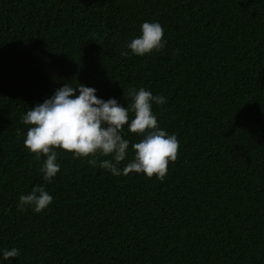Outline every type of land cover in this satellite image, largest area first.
Returning a JSON list of instances; mask_svg holds the SVG:
<instances>
[{
    "label": "trees",
    "instance_id": "16d2710c",
    "mask_svg": "<svg viewBox=\"0 0 264 264\" xmlns=\"http://www.w3.org/2000/svg\"><path fill=\"white\" fill-rule=\"evenodd\" d=\"M144 21L165 47L122 56ZM69 81L122 106L130 87L167 98L152 106L179 141L163 179L56 149L43 180L21 118ZM124 135L121 168L142 138ZM34 185L51 204L18 210ZM0 264H264V0H0Z\"/></svg>",
    "mask_w": 264,
    "mask_h": 264
},
{
    "label": "clouds",
    "instance_id": "9594fccd",
    "mask_svg": "<svg viewBox=\"0 0 264 264\" xmlns=\"http://www.w3.org/2000/svg\"><path fill=\"white\" fill-rule=\"evenodd\" d=\"M164 29L158 21H144L140 35L126 44L128 51L136 56H145L160 51L166 45L162 39ZM130 102L121 105L115 98L104 100L96 95V89L76 81L66 82L56 88L52 95L35 104L22 116V123L28 125L24 134V147L46 158L40 168L43 180L51 182L59 172V153L56 149L71 153L74 158H86L89 166L107 170L114 176L129 173H143L147 178L163 179L169 162L177 158L179 141L175 134H168L157 122L152 111L153 104L166 102L163 95H153L144 87L128 89ZM132 114L131 116L129 114ZM129 133L142 137L131 143L133 158L121 168L129 151L130 140L125 138L124 126ZM110 157L98 159V157ZM52 195L43 185L33 186L26 194L18 197L17 209L30 208L39 213L51 204ZM19 255V249L2 251V259Z\"/></svg>",
    "mask_w": 264,
    "mask_h": 264
}]
</instances>
